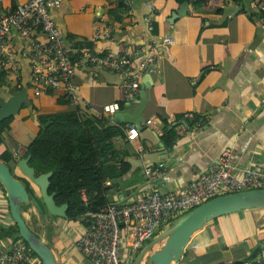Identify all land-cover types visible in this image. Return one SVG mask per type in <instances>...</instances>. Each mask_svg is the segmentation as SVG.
<instances>
[{
    "label": "crops",
    "instance_id": "obj_1",
    "mask_svg": "<svg viewBox=\"0 0 264 264\" xmlns=\"http://www.w3.org/2000/svg\"><path fill=\"white\" fill-rule=\"evenodd\" d=\"M183 1L131 0V7L122 13L120 21L113 15L117 0H60L52 11L65 38L77 47L90 46L96 52L115 54L126 49L136 51L141 58L148 46L155 44L157 48L149 73L145 70L140 79V85L147 79L149 86L144 89L146 104L138 138L127 141L128 123L119 122L125 138L117 137L116 143L128 154L122 179L107 183L112 185L109 192L112 203L129 202L153 188L165 191L187 186L223 151L228 152L236 174L247 168L264 172V20L255 13L248 15V11L257 9L252 5L254 0H244L246 12L236 0H187L186 14L169 21L171 12ZM21 2L24 0H0V8L14 10ZM230 6L238 11L222 19L224 9ZM218 7L221 10L215 13ZM147 18L156 22L155 33L152 27L148 28ZM38 37L44 39L42 35ZM11 38L21 82L25 85L30 80V65L21 52L23 40L14 32ZM92 73L97 76L95 84L90 82ZM73 75L89 115H98L109 102L121 103L118 111L130 113L138 105L137 100L124 103L123 76L119 73L91 70L78 64ZM57 97L48 93L29 96L41 113L73 108L68 103H58ZM185 113L192 115L184 117ZM35 115V110L27 107L11 121L5 145L16 160L25 157L27 146L37 132ZM163 120L175 124L178 136L171 145L162 140ZM22 124L27 125L26 133ZM139 146L143 151H139ZM147 164H162L164 173L148 181L144 172ZM12 166L17 178L29 182L14 163ZM32 187L39 195L38 188ZM82 196L85 198L83 191ZM22 214L28 226L53 251L57 264H92L76 244L85 229L78 219L46 214L43 221L34 205L22 210ZM12 221L7 194L0 189V226H9ZM165 229L162 226L138 253L130 255L124 243L123 257L134 264L138 255L148 248L139 264L144 258L147 261L162 246L163 240H154ZM14 237H1L0 247L8 248ZM261 248H264V208L243 209L209 222L187 245L182 258L172 264L254 261Z\"/></svg>",
    "mask_w": 264,
    "mask_h": 264
},
{
    "label": "built area",
    "instance_id": "obj_2",
    "mask_svg": "<svg viewBox=\"0 0 264 264\" xmlns=\"http://www.w3.org/2000/svg\"><path fill=\"white\" fill-rule=\"evenodd\" d=\"M124 1L131 7V0ZM59 2L60 0H24L14 10L5 11L0 8V73L4 74L8 87L23 88L12 46L11 35L14 32L23 40L21 52L30 65V80L26 87L27 92L33 96L51 91L55 95L66 97L73 108L88 110L79 94L78 85L73 80L74 67L83 64L87 69L97 68L121 74L124 103L135 102L138 99L141 75L157 55L156 45L148 46L142 58L136 51L132 53L126 49L115 54L96 52L90 46L77 47L73 45V41L65 38L52 14ZM252 5L260 10L264 8V0H254ZM146 22L150 29V18ZM38 35H42L44 39H40ZM165 40L171 42L170 38ZM90 77V82L95 84L96 74L92 73ZM121 108V103L109 102L94 117L113 119ZM191 115L185 113L184 117ZM149 124L150 121L146 126ZM138 136L136 126L128 124L125 139L134 141ZM139 151H143L141 146ZM144 172L147 180L151 181L164 173V167L162 164H147ZM2 188L0 182V189ZM259 188H264V172L247 168L242 174H236L228 152L223 151L187 186L165 191L153 188L129 202H111L97 212L88 213L90 222L76 244L92 264H130L129 258L122 255L124 243L128 245L130 255L138 253L162 226H169L180 214L217 195ZM0 264L42 263L38 257L31 255L22 238L14 237L8 248L0 247ZM242 264H264V248L260 249L256 260L246 259Z\"/></svg>",
    "mask_w": 264,
    "mask_h": 264
},
{
    "label": "trees",
    "instance_id": "obj_3",
    "mask_svg": "<svg viewBox=\"0 0 264 264\" xmlns=\"http://www.w3.org/2000/svg\"><path fill=\"white\" fill-rule=\"evenodd\" d=\"M236 1L242 11H248L244 0ZM128 7L124 0H117V6L113 11L114 18L120 21L122 13L127 11ZM220 10L221 8L218 7L214 12L219 13ZM248 12V15L255 13L254 15L264 20V8ZM151 26L152 33H155L156 22L151 21ZM6 83L4 74L0 73V87H7L10 92L22 88V86L9 88ZM48 94L53 93L48 91ZM57 101L60 104L68 103L64 96H58ZM27 107L35 110L38 129L28 144L24 156H31L28 163L34 168L35 175L52 172L48 192L57 193L55 202L58 205L67 204L66 218L68 220L78 219L86 228L90 218L85 214L97 212L111 203L109 192L112 185L107 183L110 180L122 179L125 173L123 165L128 152L116 143L117 137L125 138L123 128L113 119L105 117L98 119L79 108L68 109L64 112L41 113L32 98H29V104L24 103L21 109ZM14 117L15 115L0 121V161L5 163L12 173V163L15 164L17 158L5 145V136L11 128L10 124ZM177 136L175 124L163 120V142L171 145ZM22 182L28 193L39 203L42 214L50 215L40 196L35 194L30 182L27 180H22ZM2 190L5 191L4 188ZM82 191L85 198L82 196ZM32 205H34L32 202L23 204L21 210L26 211ZM6 236L21 238L14 221L9 226H0V238ZM27 248L31 255L38 257L28 245ZM243 261L235 264H242Z\"/></svg>",
    "mask_w": 264,
    "mask_h": 264
},
{
    "label": "water",
    "instance_id": "obj_4",
    "mask_svg": "<svg viewBox=\"0 0 264 264\" xmlns=\"http://www.w3.org/2000/svg\"><path fill=\"white\" fill-rule=\"evenodd\" d=\"M186 9L187 0H184L179 4L177 9L171 12L169 21L173 22L178 17L185 15ZM237 11L238 8L235 6L225 8L221 18L225 19L229 16H234ZM150 69L151 67L147 68V73H149ZM26 85H23L22 89L12 92L6 99L0 97V121L16 115L24 103L29 104ZM148 86V80L145 79L140 85L138 99L136 101L138 105L135 107L133 113L117 111L114 114V122H126L135 125L138 130L141 128L143 122L142 110L146 104L144 89ZM30 157V155H27L26 157L20 158L15 162V165L29 182L38 188L39 196L47 212L52 216L66 218L67 204L63 203L58 205L55 202L57 193L48 192L49 178L52 172L48 171L35 175L34 168L28 163ZM0 182L7 194L9 212L12 220L18 227L20 237L36 253L42 264H57L53 251L28 226L22 214L21 207L23 204L32 202L41 214L43 221L46 220L45 214H42L39 203L28 193L22 180L16 178L11 172V169L1 161ZM251 208H264V188L242 190L210 198L172 220L169 227L154 240L156 242L163 240L164 242L158 250L148 256L146 264H172L179 261L187 245L204 230L209 222H212L219 216ZM146 250L138 255L134 264L140 263Z\"/></svg>",
    "mask_w": 264,
    "mask_h": 264
},
{
    "label": "rangeland",
    "instance_id": "obj_5",
    "mask_svg": "<svg viewBox=\"0 0 264 264\" xmlns=\"http://www.w3.org/2000/svg\"><path fill=\"white\" fill-rule=\"evenodd\" d=\"M12 94V92H10V91H8L7 90V88H5V87H0V97L1 98H8L10 95ZM29 96L30 97H33L31 94H29ZM51 113H54V112H51ZM25 126H27V125H24V124H22V130H23V132L24 133H26V131H25ZM33 138V137H32ZM27 222V221H26ZM27 224H28V222H27ZM30 225V224H29ZM170 225V224H169ZM169 226H167L166 227V229L168 228ZM124 249H125V247H123V250H122V253L124 252ZM146 258H144V260L142 261V263L141 264H146Z\"/></svg>",
    "mask_w": 264,
    "mask_h": 264
}]
</instances>
